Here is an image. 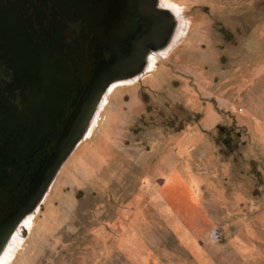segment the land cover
I'll return each mask as SVG.
<instances>
[{"label": "rangeland", "instance_id": "rangeland-1", "mask_svg": "<svg viewBox=\"0 0 264 264\" xmlns=\"http://www.w3.org/2000/svg\"><path fill=\"white\" fill-rule=\"evenodd\" d=\"M164 3L180 39L113 87L0 264H264V0Z\"/></svg>", "mask_w": 264, "mask_h": 264}, {"label": "flooded vegetation", "instance_id": "flooded-vegetation-1", "mask_svg": "<svg viewBox=\"0 0 264 264\" xmlns=\"http://www.w3.org/2000/svg\"><path fill=\"white\" fill-rule=\"evenodd\" d=\"M154 1L0 0V100L15 109L19 120L16 138L0 129L3 238L31 210L36 194L53 186L68 160L58 163L59 148L83 135L106 67L148 35L147 14H160ZM174 11L183 31L182 12ZM25 47L47 50L49 64L13 63V50ZM162 55L150 56L144 75L153 57Z\"/></svg>", "mask_w": 264, "mask_h": 264}, {"label": "bare ground", "instance_id": "bare-ground-1", "mask_svg": "<svg viewBox=\"0 0 264 264\" xmlns=\"http://www.w3.org/2000/svg\"><path fill=\"white\" fill-rule=\"evenodd\" d=\"M153 4H154L153 5L154 8L157 9L161 15H163V21L160 27V32L158 33L155 40L144 46L142 53L139 56L138 68L134 70L135 73L132 76L130 77L126 76L123 78H114V79L111 78L105 80V84L101 90V93L94 104L95 106L92 109L90 122L83 131V135H82L83 137L81 136V134L79 135L77 141L75 142L77 143L75 147L76 149L75 148L72 149V152L69 155V157L73 156V154L77 151V149H79L80 146L82 147L83 143L88 139V136L91 133V129L94 126L101 109L104 107V105L108 106L106 101L113 87H115V85L118 83L119 84L122 82L128 83L131 81H135L138 78L140 80V78H142L144 75L145 68L150 63L149 60L150 56L153 53H163V55L168 54L172 50L176 42H178V40L180 39V36L182 35L183 31H179V22L174 11L176 10L177 12H179L180 10L167 6L165 5V3H164L165 7H163L161 0H155ZM69 157H67V159ZM51 188H49L43 199L38 204H35L21 220H19L14 226L10 228L8 232H6L4 238L2 239V242L0 243V262L4 259L5 254L9 251L10 246L14 242L19 241V239L22 238L21 232L25 230H29L28 226L26 225L27 221L32 216L36 215L38 210L41 208V206L44 204L45 200L47 199L48 193ZM8 257H10L9 253H8ZM12 258L13 256L11 255V257L6 261V264L11 263Z\"/></svg>", "mask_w": 264, "mask_h": 264}, {"label": "water", "instance_id": "water-1", "mask_svg": "<svg viewBox=\"0 0 264 264\" xmlns=\"http://www.w3.org/2000/svg\"><path fill=\"white\" fill-rule=\"evenodd\" d=\"M148 19L151 20L152 24L150 25L148 31V35L145 36L141 41L138 42L137 47L131 51L128 55H117V59L113 61V63L106 67L105 71V79H114V78H123L126 76H132L138 68L139 56L142 53V50L146 44L152 42L157 37L160 32V27L163 21V15L158 13H148ZM13 63L17 65H25L26 67L34 65L37 60L40 61L42 67H46L49 64L47 58H49V53L44 48H16L13 50ZM38 58V59H37ZM0 129L5 130L7 133H10L12 137L16 138L18 128H19V120L18 115L15 109L11 108L7 103L0 100ZM17 143L18 140L15 139ZM77 143L72 146H65L59 148V156H57L58 163L61 165L64 159H67L72 152V149L75 148ZM64 147L65 150H64ZM76 149V148H75ZM1 152V151H0ZM67 155V156H65ZM13 159V158H12ZM58 164V165H59ZM49 185V184H48ZM47 189L42 191L41 193L36 194L35 200L32 202V207L35 204H38L45 194L47 193ZM34 194L29 193L27 196L30 198ZM3 235L0 234V243L2 242Z\"/></svg>", "mask_w": 264, "mask_h": 264}]
</instances>
